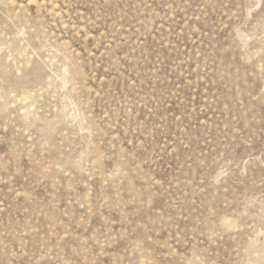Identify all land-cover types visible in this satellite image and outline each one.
Masks as SVG:
<instances>
[{
    "label": "rangeland",
    "instance_id": "1",
    "mask_svg": "<svg viewBox=\"0 0 264 264\" xmlns=\"http://www.w3.org/2000/svg\"><path fill=\"white\" fill-rule=\"evenodd\" d=\"M0 264H264V0H0Z\"/></svg>",
    "mask_w": 264,
    "mask_h": 264
}]
</instances>
